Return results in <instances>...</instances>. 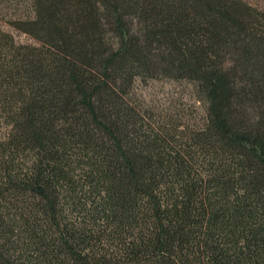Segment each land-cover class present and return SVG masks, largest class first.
Returning <instances> with one entry per match:
<instances>
[{"label": "trees", "instance_id": "1", "mask_svg": "<svg viewBox=\"0 0 264 264\" xmlns=\"http://www.w3.org/2000/svg\"><path fill=\"white\" fill-rule=\"evenodd\" d=\"M262 3L0 0V264H264Z\"/></svg>", "mask_w": 264, "mask_h": 264}, {"label": "rangeland", "instance_id": "2", "mask_svg": "<svg viewBox=\"0 0 264 264\" xmlns=\"http://www.w3.org/2000/svg\"><path fill=\"white\" fill-rule=\"evenodd\" d=\"M24 1V0H21ZM264 5V3H262ZM3 30L11 33L20 43H33L28 37L18 34L7 27ZM134 93L148 108L156 113H183L189 117H195L199 114L198 104L195 102L192 92L185 83L160 80L147 82L145 84L137 83ZM4 136V131H0V139Z\"/></svg>", "mask_w": 264, "mask_h": 264}]
</instances>
